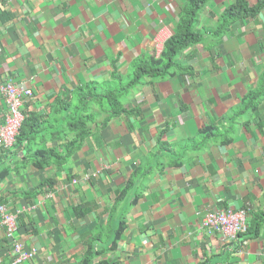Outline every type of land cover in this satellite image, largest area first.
I'll return each instance as SVG.
<instances>
[{"label":"crops","instance_id":"crops-1","mask_svg":"<svg viewBox=\"0 0 264 264\" xmlns=\"http://www.w3.org/2000/svg\"><path fill=\"white\" fill-rule=\"evenodd\" d=\"M234 1L212 0L199 28ZM188 2L0 0V83L33 90L24 114L48 117L59 109L62 115L60 101L80 87L101 89L115 68L129 79L134 61L161 57L156 37L177 32ZM181 61L192 73L180 66L146 76L123 94L127 113L86 138L61 165L39 169L21 158L26 151H0L11 166L0 196L18 213L19 237L36 250L22 264L83 261L93 245L100 251L94 261L116 264H264V223L258 228L255 221L264 215V99L260 111L238 113L264 71V8L235 21L221 41L211 37L186 48ZM7 112L0 94V123ZM205 126L217 137L181 155ZM61 144L46 145L65 152ZM161 153L172 157L158 159ZM143 165L152 169L138 174ZM133 174L140 191L127 200H138L117 213L127 227L113 247L118 220L110 224L109 217ZM212 209H247L249 232L237 240L209 232L202 221ZM0 242V264H11L12 242L1 227Z\"/></svg>","mask_w":264,"mask_h":264},{"label":"trees","instance_id":"trees-1","mask_svg":"<svg viewBox=\"0 0 264 264\" xmlns=\"http://www.w3.org/2000/svg\"><path fill=\"white\" fill-rule=\"evenodd\" d=\"M211 2L212 0H189L182 7V15L178 22L177 32L167 39L163 54L160 55L161 57H142L134 61L133 67L135 71L129 79L115 68L112 80L106 82L101 89L98 88L97 84H89L80 87L73 96L67 95L63 98L60 101L62 103L60 107L65 110L62 115H59V109H55L48 117L39 116L36 112H32L31 114L25 113L24 121L16 137L14 149L0 150L2 151L1 153L11 150V152L19 155L20 151H26L21 158L24 159L25 163L39 169L65 163L76 149L83 144L86 138L106 126L114 117L127 113L122 96L128 89L142 83L146 76L165 74L175 67L181 66L183 67V71L186 70L187 73H192V69L181 61L182 51L193 45L204 43L211 37H216L217 42L221 41L224 35L231 30L235 21L255 18L264 8V0H256L255 2L253 0H235L225 8L216 21L208 25L205 30H202L199 28L201 12ZM263 99L264 71L259 76L256 87L251 88L243 98V106L238 113L242 114L249 108L260 111L259 106ZM238 113L236 112L237 117ZM67 129H70V132H74L75 136L69 137ZM45 135H49L50 138ZM214 137H217L215 129L212 126H205L200 130L199 135L189 139L183 145L181 155L205 147ZM50 140H63V144L60 146L65 148L66 151L63 152L57 147H48L46 144ZM37 142L41 145L40 148H37V146L36 148L35 146L33 147ZM159 145L165 146L168 144L161 141ZM162 157L171 158L172 156L168 153H161L158 159ZM3 164L5 166L0 168V182L11 171V166L7 162L6 157H0V167ZM148 169L151 170L152 168H146L143 165L137 169L139 171L137 173L141 174ZM138 174H133L128 185L118 193L117 200L110 214L108 223L112 224L114 220H118V227L113 238V247L118 244L127 227V218L124 215L119 216L117 213L126 201L130 205L138 200V195L133 200H127L128 193L140 191ZM6 201L5 197L0 196V205L6 204ZM255 221L259 228L264 223V215H257ZM1 248L2 243L0 242V254ZM99 253L100 251H97L93 245L88 250L86 258L83 261L75 263L64 262L63 264H116V262H108L107 260L94 261L95 254Z\"/></svg>","mask_w":264,"mask_h":264},{"label":"built area","instance_id":"built-area-1","mask_svg":"<svg viewBox=\"0 0 264 264\" xmlns=\"http://www.w3.org/2000/svg\"><path fill=\"white\" fill-rule=\"evenodd\" d=\"M162 33L156 37V51L160 56L165 43L169 38ZM0 94L5 98L8 112L3 122L0 123V150L11 149L16 141L25 118L24 106L28 98L33 96V90L12 82L0 83ZM249 211L241 209L209 210L203 218V226L211 233L219 232L226 240H237L249 229ZM0 227L5 231L13 246L11 264L28 262L36 255L35 249H29L19 237V216L6 204L0 205Z\"/></svg>","mask_w":264,"mask_h":264},{"label":"rangeland","instance_id":"rangeland-1","mask_svg":"<svg viewBox=\"0 0 264 264\" xmlns=\"http://www.w3.org/2000/svg\"><path fill=\"white\" fill-rule=\"evenodd\" d=\"M204 10V9H203Z\"/></svg>","mask_w":264,"mask_h":264}]
</instances>
